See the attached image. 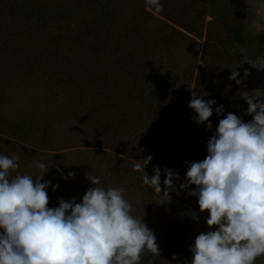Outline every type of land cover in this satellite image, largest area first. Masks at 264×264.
I'll return each instance as SVG.
<instances>
[{"label":"trees","instance_id":"16d2710c","mask_svg":"<svg viewBox=\"0 0 264 264\" xmlns=\"http://www.w3.org/2000/svg\"><path fill=\"white\" fill-rule=\"evenodd\" d=\"M161 3L153 15L145 0H0V154L19 156L10 178L51 166L44 180L59 187L46 189L49 207L80 202L88 177L123 187L160 254L171 250L168 264H191L195 237L210 230L207 211L186 190L162 203L133 166L151 154L149 176L158 166L163 181L167 167L183 183L220 119L251 121L241 96L264 97V29H249L244 0ZM236 68L247 73L240 86L229 79ZM190 87L224 106L211 130L193 120ZM157 257L145 251L141 264Z\"/></svg>","mask_w":264,"mask_h":264},{"label":"clouds","instance_id":"9594fccd","mask_svg":"<svg viewBox=\"0 0 264 264\" xmlns=\"http://www.w3.org/2000/svg\"><path fill=\"white\" fill-rule=\"evenodd\" d=\"M145 5L153 15L163 8L161 0H145ZM239 77L236 68L229 79L240 86L247 73ZM192 89L188 108L195 113L193 120L211 130L210 117L223 114L224 106L214 109L215 99L205 100ZM241 98L251 121L233 112L220 119L207 141L205 158L186 162L183 183H175L180 176L167 167L163 181L158 166L149 176L145 169L151 154L133 166L162 203L186 190L197 198L199 212L207 211L210 230L195 237L191 264H255L264 255V97L246 93ZM18 160L0 154V264H141L145 251L160 256L156 235L132 215L123 187L104 188L101 177H88L92 186L80 202L60 198L58 206L49 207L46 189L59 187L44 180L51 166L37 162L41 175L10 178ZM192 218L199 216L193 212Z\"/></svg>","mask_w":264,"mask_h":264},{"label":"rangeland","instance_id":"374dc122","mask_svg":"<svg viewBox=\"0 0 264 264\" xmlns=\"http://www.w3.org/2000/svg\"><path fill=\"white\" fill-rule=\"evenodd\" d=\"M249 11L248 26L251 31L264 29V0H244ZM171 250L168 249L160 254L152 264H168Z\"/></svg>","mask_w":264,"mask_h":264}]
</instances>
